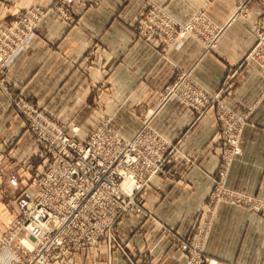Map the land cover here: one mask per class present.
I'll use <instances>...</instances> for the list:
<instances>
[{"label":"crops","instance_id":"1","mask_svg":"<svg viewBox=\"0 0 264 264\" xmlns=\"http://www.w3.org/2000/svg\"><path fill=\"white\" fill-rule=\"evenodd\" d=\"M55 4L69 19L45 17L24 48L10 57L0 79V130H14L19 146L8 155L18 154L23 167L37 161L25 118L9 106L13 97L62 119L84 117L90 126L107 121L125 139L148 121L176 149L166 172L144 191L148 218L128 216L114 225L122 251L104 242L67 255L64 264H185L187 256L172 238L184 241L196 214L205 209L221 143L215 106L198 116L176 98L161 103V93L185 72L209 94L220 92L221 102L234 114L246 117L242 154L230 164L224 185L264 203V75L254 65L241 66L256 42L264 0H255L235 20L234 0H0V24L25 9ZM150 4L164 8L181 25L203 13L213 33L218 32L213 45L206 48L194 35L167 47L141 39L136 21ZM26 181L23 187L32 193ZM209 222L199 242L209 260L264 264V212L220 204ZM164 229L171 239H163ZM186 242L193 246L196 238L188 236ZM9 259L10 253H0V264Z\"/></svg>","mask_w":264,"mask_h":264},{"label":"built area","instance_id":"2","mask_svg":"<svg viewBox=\"0 0 264 264\" xmlns=\"http://www.w3.org/2000/svg\"><path fill=\"white\" fill-rule=\"evenodd\" d=\"M234 1L232 20L245 15L249 5L255 2ZM60 7L56 4L47 9L32 7L21 11L12 21L0 24V79L7 71L10 57L24 48L45 17L67 16ZM136 26L141 39L154 41L158 47L194 35L208 48L218 34L213 33L203 13L181 25L164 8L154 4L139 14ZM255 34L256 42L241 66L254 65L264 75V17L257 23ZM220 97V92L209 94L198 87L185 72H179L161 93V103L176 98L198 116L215 106L218 140L223 147L205 209L198 211L187 235L196 238L195 244L190 246L187 237L184 241L172 238L187 256L185 264H216L203 254L200 243L207 235L210 216L218 205L264 212V203L228 190L224 185L230 164L242 154L240 133L246 117L234 114ZM20 104L28 131L34 137L32 155L40 164L34 176H30L33 192L24 214L9 228L11 234L0 248L10 253L7 264H64L67 255L100 247L104 242L110 249L122 251L114 237V225L128 216L148 218L144 191L166 172L176 149L148 121L129 139L114 131L107 121L93 126L81 137L79 126H59L44 111ZM127 180L130 182L126 187ZM163 234V239H171L169 230L164 229ZM17 235L29 236L33 245L28 248L20 240L12 247Z\"/></svg>","mask_w":264,"mask_h":264},{"label":"rangeland","instance_id":"3","mask_svg":"<svg viewBox=\"0 0 264 264\" xmlns=\"http://www.w3.org/2000/svg\"><path fill=\"white\" fill-rule=\"evenodd\" d=\"M66 18L68 19L67 16ZM6 93L12 95L9 91H7ZM12 101H14L13 105H9V104L8 105L10 107L12 106L16 108V110L20 113V115H22L25 118L26 121L24 120V122L27 124L28 123L27 119L25 115L22 114L20 100L14 99L13 97ZM45 113L59 126H65L70 128L73 124L79 126L81 129L80 130L81 137H84L85 134L88 133L94 126L93 125L94 122L92 124L93 126L92 125L90 126L87 119L84 117L77 120L62 119L61 117L53 113L50 114L47 111H45ZM13 131L14 130L12 131L8 130L7 132V130H0V241H1L0 248L4 247V241L11 234L9 228H11V225L14 224L15 220L21 219L25 211V206L30 201V197L32 196V193H29L27 191V187H23L24 184L22 181L25 182L27 180L26 182L30 183L31 182L30 178L29 176H27L26 173L29 172L30 176H34L35 173L34 171L35 169H37L38 165L40 164L39 161H32L31 164L29 163L27 166L23 167L22 163L19 161L18 154L8 155L9 152L11 151L15 152V150H17V148L19 147L15 145L16 143L14 142L15 134H13ZM29 134L30 136H32L33 144H34V137L30 131ZM12 137H13V144L11 143ZM219 148L223 150L222 146H219ZM34 150H35L34 145H31V153ZM27 168L30 171H28ZM20 175H22L21 176L22 178L19 177ZM16 240L12 242L11 244L12 247L16 245L15 243L17 242ZM1 252L2 250H0V253Z\"/></svg>","mask_w":264,"mask_h":264},{"label":"bare ground","instance_id":"4","mask_svg":"<svg viewBox=\"0 0 264 264\" xmlns=\"http://www.w3.org/2000/svg\"><path fill=\"white\" fill-rule=\"evenodd\" d=\"M129 180H127L125 183H124V186H128L129 185ZM14 224H12L11 225V227L13 226ZM15 237V236H14ZM17 239V240H16ZM15 240L18 242V241H20V240H23L22 242H23V244L25 245V246H27L28 248H30L32 245H33V243H32V241H31V239L29 238V236H24V235H17L16 237H15ZM17 242H15L16 244H17Z\"/></svg>","mask_w":264,"mask_h":264}]
</instances>
